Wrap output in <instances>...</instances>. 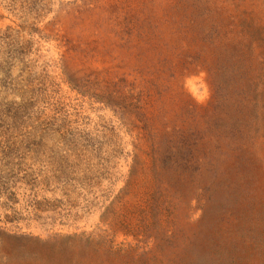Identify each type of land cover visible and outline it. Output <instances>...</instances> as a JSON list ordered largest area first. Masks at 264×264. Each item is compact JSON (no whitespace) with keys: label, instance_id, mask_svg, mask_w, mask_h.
Masks as SVG:
<instances>
[{"label":"rangeland","instance_id":"rangeland-1","mask_svg":"<svg viewBox=\"0 0 264 264\" xmlns=\"http://www.w3.org/2000/svg\"><path fill=\"white\" fill-rule=\"evenodd\" d=\"M0 264H264V0H0Z\"/></svg>","mask_w":264,"mask_h":264}]
</instances>
